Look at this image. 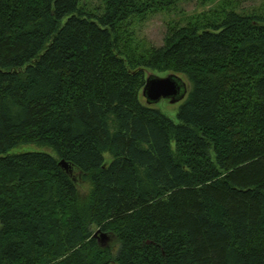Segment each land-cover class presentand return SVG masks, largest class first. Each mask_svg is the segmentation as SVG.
<instances>
[{
    "label": "trees",
    "instance_id": "16d2710c",
    "mask_svg": "<svg viewBox=\"0 0 264 264\" xmlns=\"http://www.w3.org/2000/svg\"><path fill=\"white\" fill-rule=\"evenodd\" d=\"M80 1L0 0V264H264V15L127 57L142 5ZM148 70L188 79L180 124L142 102Z\"/></svg>",
    "mask_w": 264,
    "mask_h": 264
},
{
    "label": "rangeland",
    "instance_id": "374dc122",
    "mask_svg": "<svg viewBox=\"0 0 264 264\" xmlns=\"http://www.w3.org/2000/svg\"><path fill=\"white\" fill-rule=\"evenodd\" d=\"M142 5V13L128 18L121 25V45L127 57L147 58L157 48L164 46L166 36L178 27L192 25L202 28L210 23L219 21L233 10L248 16L264 15V0H136ZM108 7V0H81L80 9L84 14L103 16ZM148 75H156L161 78L171 73L147 71ZM189 84L185 76H180ZM145 104V100L142 99ZM186 100L171 104L168 100H162L152 106L169 119L180 124L179 112ZM46 153L56 157V152L49 147L40 145H24L15 148L10 154ZM109 157V156H108ZM83 192L85 187L81 185ZM88 190V189H87ZM96 231H98L96 229ZM101 245L110 247L115 253L119 245L115 246L112 238L101 239Z\"/></svg>",
    "mask_w": 264,
    "mask_h": 264
},
{
    "label": "water",
    "instance_id": "95a60500",
    "mask_svg": "<svg viewBox=\"0 0 264 264\" xmlns=\"http://www.w3.org/2000/svg\"><path fill=\"white\" fill-rule=\"evenodd\" d=\"M190 92V84L186 83L178 74L171 73L165 78L156 75H148L146 85L143 90V98L150 107L158 104L162 100H168L171 104H178L186 100ZM60 166L70 174L73 171L63 160ZM99 233L95 234L98 237Z\"/></svg>",
    "mask_w": 264,
    "mask_h": 264
},
{
    "label": "clouds",
    "instance_id": "9594fccd",
    "mask_svg": "<svg viewBox=\"0 0 264 264\" xmlns=\"http://www.w3.org/2000/svg\"><path fill=\"white\" fill-rule=\"evenodd\" d=\"M88 187H89V186L86 185V186H85V190H87Z\"/></svg>",
    "mask_w": 264,
    "mask_h": 264
}]
</instances>
